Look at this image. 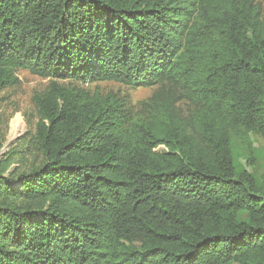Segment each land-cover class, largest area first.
<instances>
[{
	"label": "trees",
	"instance_id": "obj_1",
	"mask_svg": "<svg viewBox=\"0 0 264 264\" xmlns=\"http://www.w3.org/2000/svg\"><path fill=\"white\" fill-rule=\"evenodd\" d=\"M21 69L52 82L34 162L0 163V264H264V175L232 143L264 138L255 0H0V91ZM56 80L159 88L134 116Z\"/></svg>",
	"mask_w": 264,
	"mask_h": 264
},
{
	"label": "rangeland",
	"instance_id": "obj_2",
	"mask_svg": "<svg viewBox=\"0 0 264 264\" xmlns=\"http://www.w3.org/2000/svg\"><path fill=\"white\" fill-rule=\"evenodd\" d=\"M264 14V0H255ZM19 83L0 91V163L6 159L10 163L7 176L12 170H25L34 162V158L24 152L29 147V140L36 132L39 113L34 104V96L44 93L51 85L52 79L44 78L28 70L18 71ZM64 86H76L93 96H115L123 101L134 116L142 112V103L147 101L159 88L156 86L133 87L116 81L56 80ZM182 107L186 108L184 103ZM13 124L17 130L12 131ZM14 132V133H13ZM232 143L234 162L238 168L249 171L259 181L264 175V138L256 132H233ZM164 149L160 146L157 150ZM22 155V156H21ZM20 157H27L16 162Z\"/></svg>",
	"mask_w": 264,
	"mask_h": 264
},
{
	"label": "bare ground",
	"instance_id": "obj_3",
	"mask_svg": "<svg viewBox=\"0 0 264 264\" xmlns=\"http://www.w3.org/2000/svg\"><path fill=\"white\" fill-rule=\"evenodd\" d=\"M16 130H17V124H13L12 131H14V132H15ZM14 132H13V133H14Z\"/></svg>",
	"mask_w": 264,
	"mask_h": 264
}]
</instances>
